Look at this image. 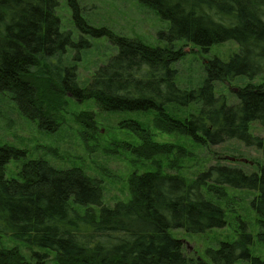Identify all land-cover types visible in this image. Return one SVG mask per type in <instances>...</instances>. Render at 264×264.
Returning a JSON list of instances; mask_svg holds the SVG:
<instances>
[{
    "label": "trees",
    "instance_id": "trees-1",
    "mask_svg": "<svg viewBox=\"0 0 264 264\" xmlns=\"http://www.w3.org/2000/svg\"><path fill=\"white\" fill-rule=\"evenodd\" d=\"M168 21L156 32L157 43L89 24L77 0H67L81 35L105 37L116 52L80 84L76 67L64 63L68 49L89 47L63 30L56 13L58 0H0V93H7L18 111L39 127L52 130L50 110L63 96L93 100L103 111L153 113L156 129L177 131L199 145L237 140L264 155V83L247 82L234 90L236 102L216 94V82L264 74V0H137ZM232 40L238 44L227 60L212 57L204 65L199 86L180 88L175 63L183 44L203 51ZM77 55V54H75ZM76 58V57H74ZM195 106L183 116L173 109ZM254 122L262 135L251 132ZM139 144L141 159L168 155L176 146L152 139L135 119L122 120ZM180 153L181 148L176 150ZM25 151L0 147V237L11 236L31 248L43 263L52 250L59 264H264L250 251L252 234L244 223L233 241L206 249L207 259L188 258L182 241L170 234H190L226 224L224 209L206 194L224 195V187L253 192L250 206L258 215V238L264 244V162L246 172L238 166L215 163L186 181L175 173L147 170L129 176L126 201L103 203L101 182L80 167L57 168L43 158L22 164L18 178L5 177L10 159ZM70 201L93 206L79 213ZM0 264H28L16 248L0 247Z\"/></svg>",
    "mask_w": 264,
    "mask_h": 264
},
{
    "label": "rangeland",
    "instance_id": "rangeland-1",
    "mask_svg": "<svg viewBox=\"0 0 264 264\" xmlns=\"http://www.w3.org/2000/svg\"><path fill=\"white\" fill-rule=\"evenodd\" d=\"M85 20L96 27L105 26L114 32L131 38H138L148 44H156V32L166 30L168 21L157 15L151 8L137 0H77ZM56 13L63 30L72 33L73 39L84 36L89 40L87 49L70 48L64 55L66 65H74L80 84L86 83L97 66L107 61L116 52V46L105 37L81 35L71 15L67 0H58ZM183 56L175 63L176 83L180 88L191 89L199 86L203 79L204 65L212 57L227 60L238 44L227 40L214 44L203 51L191 43L181 46ZM77 54V55H75ZM76 57V58H74ZM247 82L264 83V74L251 80L244 77L230 81L216 82V94H223L230 103L236 102L234 90ZM60 104L52 106L50 113L55 120L54 129L39 127L22 115L7 93H0V147L11 146L25 151V157L10 159L5 166V177L18 178L22 164L30 159L43 158L57 168L80 167L88 176L97 178L103 189V203L111 206L117 201L129 199L128 179L133 173L158 170L162 173L181 175L191 181L195 175L209 165L221 163L238 166L250 172L258 163L264 162V155L253 146H245L237 140H228L214 145H199L189 136L177 131L156 129L153 113L141 111H103L93 100L77 101L63 96ZM195 106L173 109L174 115L183 116L193 112ZM135 119L152 133V139L176 146L168 155H157L141 159L134 152L139 139L122 128V120ZM251 132L263 134L262 126L254 122ZM181 148L180 153L175 151ZM230 158H234L231 160ZM245 160V161H244ZM224 195H206L216 201L225 212L226 224L220 228L197 234L183 229H171L170 234L182 241L184 254L194 259H207L206 249L215 247L220 241H233L244 223L252 234L250 251L264 260V244L258 238L261 230L258 215L250 206L253 192L224 187ZM79 213L97 209L70 201ZM0 247L16 248L28 264H37L31 257V248L23 241L4 235L0 237ZM44 251L47 257L40 264H59L52 250ZM238 264H247L239 262Z\"/></svg>",
    "mask_w": 264,
    "mask_h": 264
},
{
    "label": "water",
    "instance_id": "water-1",
    "mask_svg": "<svg viewBox=\"0 0 264 264\" xmlns=\"http://www.w3.org/2000/svg\"><path fill=\"white\" fill-rule=\"evenodd\" d=\"M231 160H233L234 158H230ZM245 161V160H244Z\"/></svg>",
    "mask_w": 264,
    "mask_h": 264
}]
</instances>
